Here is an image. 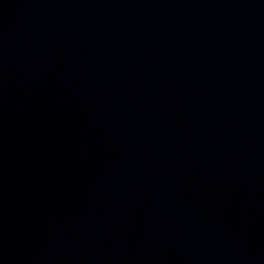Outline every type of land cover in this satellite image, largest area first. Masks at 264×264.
I'll return each instance as SVG.
<instances>
[{
  "label": "water",
  "instance_id": "1",
  "mask_svg": "<svg viewBox=\"0 0 264 264\" xmlns=\"http://www.w3.org/2000/svg\"><path fill=\"white\" fill-rule=\"evenodd\" d=\"M0 152L123 180L264 250V0H0Z\"/></svg>",
  "mask_w": 264,
  "mask_h": 264
}]
</instances>
